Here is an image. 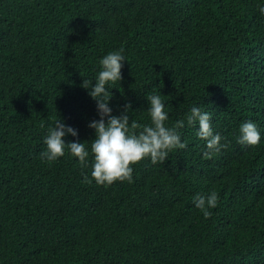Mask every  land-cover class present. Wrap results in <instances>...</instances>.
<instances>
[{
  "label": "trees",
  "instance_id": "16d2710c",
  "mask_svg": "<svg viewBox=\"0 0 264 264\" xmlns=\"http://www.w3.org/2000/svg\"><path fill=\"white\" fill-rule=\"evenodd\" d=\"M264 0H0V264H264ZM127 61L109 106L151 125L146 97L162 94L166 125L193 106L225 145L195 127L162 163L98 185L93 156L40 153L57 119L89 148L99 119L81 87L100 59ZM94 83V81H93ZM246 120L261 143H237ZM140 129L133 131L139 132ZM218 194L205 217L194 197Z\"/></svg>",
  "mask_w": 264,
  "mask_h": 264
},
{
  "label": "clouds",
  "instance_id": "9594fccd",
  "mask_svg": "<svg viewBox=\"0 0 264 264\" xmlns=\"http://www.w3.org/2000/svg\"><path fill=\"white\" fill-rule=\"evenodd\" d=\"M258 10L264 15V5ZM127 61L122 50H116L104 55L100 61V70L94 79L82 80L81 87L96 102L99 119L91 120L88 127L94 130L90 150L85 143L78 141L65 142L64 137H76L78 131L62 120L57 119L54 127H50L44 137L46 148L40 153L41 158L52 163L65 155V149L78 159L82 166L88 164L90 152L93 156L91 178L98 185H111L116 181L133 180L132 165L142 159L149 158L153 164H162L173 149L187 147L181 139L178 129L188 126L195 127L197 135L206 141V147L211 151L219 152L225 145L221 144L222 137L214 132L211 124V114L202 111L198 106H193L184 119L177 120L175 125L169 127V113L165 110L162 94H149L146 97L147 111L151 125L140 128L136 122H131L129 117L130 103H125L119 115L112 114L109 101L112 97L110 85L122 79L121 69L123 62ZM94 81V83H93ZM140 129L137 133L133 131ZM261 130L252 120H246L239 125L237 143L245 146H254L261 143ZM218 194L212 191L207 196L197 194L193 204L205 217L210 215L209 209L215 208Z\"/></svg>",
  "mask_w": 264,
  "mask_h": 264
}]
</instances>
